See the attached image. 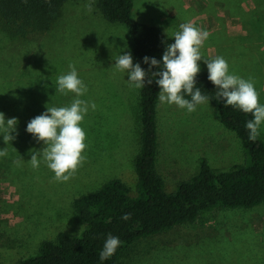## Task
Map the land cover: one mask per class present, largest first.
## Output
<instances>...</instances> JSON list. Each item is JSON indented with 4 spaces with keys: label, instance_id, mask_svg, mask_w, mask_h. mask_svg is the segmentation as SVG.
Masks as SVG:
<instances>
[{
    "label": "rangeland",
    "instance_id": "obj_1",
    "mask_svg": "<svg viewBox=\"0 0 264 264\" xmlns=\"http://www.w3.org/2000/svg\"><path fill=\"white\" fill-rule=\"evenodd\" d=\"M89 6L91 10H89ZM132 17L172 37L183 23L207 30L204 57L223 56L230 72L251 79L264 104V0H133ZM125 25L107 21L97 0H66L46 31L10 38L0 30V112L17 119L15 139L0 136V264L34 254L58 231L79 234L84 223L72 202L117 178L134 193V157L139 150V89L117 72L114 58L130 51ZM200 72H208L201 61ZM73 65L87 85L80 97L93 101L81 122L86 133L83 164L67 182H57L45 163L28 159L44 145L26 131L46 107L71 104L74 94L55 91L57 77ZM157 112L156 169L171 191L187 180L201 159L217 170L245 163L236 134L225 128L215 104L188 113L175 104ZM264 141V124L259 129ZM39 159V157H38ZM124 264H264V201L251 207L215 208L189 223L129 244Z\"/></svg>",
    "mask_w": 264,
    "mask_h": 264
},
{
    "label": "trees",
    "instance_id": "obj_2",
    "mask_svg": "<svg viewBox=\"0 0 264 264\" xmlns=\"http://www.w3.org/2000/svg\"><path fill=\"white\" fill-rule=\"evenodd\" d=\"M66 0H0V30L8 37H23L28 32L50 28ZM133 0H97L103 17L127 27L132 39V53L141 62L147 55L160 59L166 45L174 38L162 30L132 17ZM156 68L153 66L152 71ZM208 72L197 73L196 86L216 105L221 124L240 139L248 155L245 163H234L217 170L205 159L187 180L176 182L171 191L156 169L157 118L159 88L155 83L139 89L140 139L134 157L136 175L134 193L120 179L113 178L98 189L76 197L72 206L84 223L79 234L58 231L54 239L41 241L34 254L13 264H100L99 251L108 234L119 237L121 244L103 264H124L121 256L127 246L141 237L160 233L173 226L195 221L200 214L215 208L251 207L264 201V141L248 139L245 122L252 119L215 98L216 87L207 79ZM149 77H145L147 80ZM185 98L191 99L190 96ZM130 213V219H121Z\"/></svg>",
    "mask_w": 264,
    "mask_h": 264
},
{
    "label": "clouds",
    "instance_id": "obj_3",
    "mask_svg": "<svg viewBox=\"0 0 264 264\" xmlns=\"http://www.w3.org/2000/svg\"><path fill=\"white\" fill-rule=\"evenodd\" d=\"M89 10H91L89 6ZM179 31L173 34V42L166 45L160 59L145 55L142 62L148 65L141 67V62L133 63L130 51L120 52L114 58V68L117 72L127 74L126 81L130 87L141 89L155 83L158 86V101L160 104H175L188 113L196 110L198 105L209 103L210 98L201 93L196 86L195 77L200 71L198 61L203 59L206 65L207 79L216 87L215 98L224 106L251 114L252 119L245 122L248 139L254 141L259 135V129L264 124V104L259 103L258 92L251 79H245L229 70V63L223 56L204 57L201 48L209 37L207 30L194 26L191 22L179 26ZM153 66L156 70L152 71ZM67 73L56 80L55 91L62 94L73 93L70 105L61 107H46L45 111L32 118L26 125V131L31 133L43 147L32 151L29 160L31 167L36 169L43 162L54 174L57 182H67L86 159L84 150L86 133L81 122L89 110L95 111L97 105L93 101L80 99L87 92V85L78 76L76 68L69 64ZM145 77H149L145 80ZM190 96L191 99L185 98ZM17 119L5 118L0 112V136L6 143L15 139ZM5 153L0 150V156ZM39 157V159H38ZM130 213H123L121 219H130ZM121 241L119 237L108 234L99 251V262L112 257Z\"/></svg>",
    "mask_w": 264,
    "mask_h": 264
},
{
    "label": "crops",
    "instance_id": "obj_4",
    "mask_svg": "<svg viewBox=\"0 0 264 264\" xmlns=\"http://www.w3.org/2000/svg\"><path fill=\"white\" fill-rule=\"evenodd\" d=\"M158 103V102H157ZM156 118H157V112H156ZM157 131H158V123H157ZM158 141V140H157ZM158 147V146H157Z\"/></svg>",
    "mask_w": 264,
    "mask_h": 264
}]
</instances>
